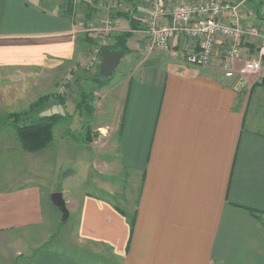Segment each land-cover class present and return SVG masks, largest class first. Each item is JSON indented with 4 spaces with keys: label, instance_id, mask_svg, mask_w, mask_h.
Returning <instances> with one entry per match:
<instances>
[{
    "label": "crops",
    "instance_id": "obj_1",
    "mask_svg": "<svg viewBox=\"0 0 264 264\" xmlns=\"http://www.w3.org/2000/svg\"><path fill=\"white\" fill-rule=\"evenodd\" d=\"M111 1L0 0V96L14 99L18 84L19 100L27 89L52 95L73 67L80 78L92 38L71 32L78 18L110 16L115 36L143 25L150 0H122L108 11ZM223 1L240 3L243 22L264 27V0ZM224 46L199 68L186 64L184 38L147 54L131 33L116 68L126 70L102 91L114 100L117 132L108 171L114 179L125 173L124 190L113 180L97 190L125 195L136 187L133 207L79 195L67 209L75 246L62 243L75 250L43 247L24 264H264V62L238 84L219 67ZM240 49L247 58L256 52L250 42ZM51 110L40 115L57 114ZM42 225L39 186L0 188V233Z\"/></svg>",
    "mask_w": 264,
    "mask_h": 264
},
{
    "label": "rangeland",
    "instance_id": "obj_2",
    "mask_svg": "<svg viewBox=\"0 0 264 264\" xmlns=\"http://www.w3.org/2000/svg\"><path fill=\"white\" fill-rule=\"evenodd\" d=\"M91 38L93 45L94 36ZM124 67L122 63L113 72L111 82ZM73 68L71 80L62 94L59 86L65 77L54 93L41 101L40 94L29 89L22 92L24 97L19 100L18 92L22 91L19 84L13 87L15 93L11 94L17 99L0 96V188L10 189L27 183L39 186L43 210L42 226L0 233V264H24L43 247L65 248L62 243L75 246V215L72 213L67 220H62L61 213L50 203L53 192L63 194L67 209L68 206L73 208L74 200L84 193L109 199L119 211L120 208L131 211L136 200V187H131L130 193L125 195L97 190V186L106 187L104 184H113V181L117 182L118 191L124 190L125 173L120 170L114 179L108 171V163L115 158L113 147L117 132L112 134L111 130L115 119L114 100L102 91L108 90L113 83L107 84L110 77L100 78L97 76L99 69L93 68H82L81 77L76 78L78 67ZM11 84L15 86L16 83ZM61 100L65 102L63 108L59 105ZM53 105L56 106L52 108ZM48 109L60 114L52 129L51 141L35 152L25 151L18 141L16 127L44 117L40 113ZM17 112L25 115L14 124L8 116ZM65 249L75 250L71 245Z\"/></svg>",
    "mask_w": 264,
    "mask_h": 264
},
{
    "label": "built area",
    "instance_id": "obj_3",
    "mask_svg": "<svg viewBox=\"0 0 264 264\" xmlns=\"http://www.w3.org/2000/svg\"><path fill=\"white\" fill-rule=\"evenodd\" d=\"M69 1L72 4L91 3V0ZM122 6V0H112L106 8L108 11H117ZM71 32L94 36L90 57L84 67L86 70L98 69L101 50L114 44V19L107 16L94 22L78 18ZM129 32L141 35L142 48L147 54L168 51L176 37L184 38L191 47L190 52L185 55L186 64L199 68L210 66L217 43L223 42L225 46L220 55L219 67L226 79H237L240 81L238 84L242 83L246 75L259 74L263 69L264 27L244 23L240 3L186 0L165 4L160 0H150L143 25ZM242 42L255 44L256 52L250 58L243 56L240 49ZM69 74L60 83V94L65 92L71 80V73Z\"/></svg>",
    "mask_w": 264,
    "mask_h": 264
},
{
    "label": "trees",
    "instance_id": "obj_4",
    "mask_svg": "<svg viewBox=\"0 0 264 264\" xmlns=\"http://www.w3.org/2000/svg\"><path fill=\"white\" fill-rule=\"evenodd\" d=\"M131 27L132 29H138V26L133 25ZM130 36V32L118 34L114 37V44L106 48L111 51L126 52V42ZM97 72V76L104 78L99 74V71ZM42 99L43 98H40L39 101ZM24 115L25 114L22 115L21 113H12L8 117L12 120V123L15 124L19 119L23 118ZM58 116V114L46 115L34 122L28 124L23 123L16 127L18 141L21 144V147L27 152H35L44 148L52 139V129L58 122ZM22 121L24 120L22 119Z\"/></svg>",
    "mask_w": 264,
    "mask_h": 264
},
{
    "label": "water",
    "instance_id": "obj_5",
    "mask_svg": "<svg viewBox=\"0 0 264 264\" xmlns=\"http://www.w3.org/2000/svg\"><path fill=\"white\" fill-rule=\"evenodd\" d=\"M123 56L124 52L121 51H111L109 49L101 50L99 74L104 78H109L116 70ZM50 203L61 213L62 220H67L69 213L66 208L63 194L61 192H53L50 195Z\"/></svg>",
    "mask_w": 264,
    "mask_h": 264
}]
</instances>
